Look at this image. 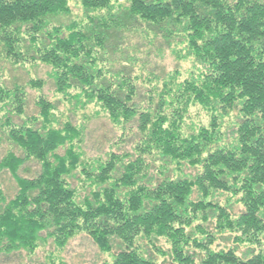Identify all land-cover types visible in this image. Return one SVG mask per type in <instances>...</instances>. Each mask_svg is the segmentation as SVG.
<instances>
[{"label": "trees", "instance_id": "trees-1", "mask_svg": "<svg viewBox=\"0 0 264 264\" xmlns=\"http://www.w3.org/2000/svg\"><path fill=\"white\" fill-rule=\"evenodd\" d=\"M69 1L0 0V175L15 185L0 186V255L51 240L44 264H67L82 235L102 264H264V0H77L76 17ZM166 52L187 70L146 59ZM41 66L47 80L30 75ZM80 110L134 128V156L86 157ZM222 238L238 246L214 249Z\"/></svg>", "mask_w": 264, "mask_h": 264}, {"label": "rangeland", "instance_id": "rangeland-1", "mask_svg": "<svg viewBox=\"0 0 264 264\" xmlns=\"http://www.w3.org/2000/svg\"><path fill=\"white\" fill-rule=\"evenodd\" d=\"M71 4L70 6L73 9V17L80 16L81 9H80V3H78L77 0H70ZM77 3V5H75ZM142 49V48H141ZM142 52L144 53L145 50L142 49ZM141 58H145V55L141 56ZM147 61H150L151 64L156 67H165V71H170L174 67H180L183 71H186L189 67L188 64H177L173 61L172 58L168 55V52L165 53V56L162 59H158L156 54L149 55L148 58H146ZM151 70V69H149ZM50 68L41 66L38 69H35L33 74H30L33 77L46 79L48 73H50ZM16 76L17 79L20 80V82L23 81V83L28 80V76H25V73L19 72L17 74H12L11 77ZM8 83V82H7ZM140 91L144 92V88L140 87ZM26 92L29 95L28 103H27V109H26V115L31 116L35 113H37V109L35 108L34 104L40 95L37 91H32L27 89ZM42 94L48 98V100H53L55 97L58 99V95L54 94V87L52 85V81L48 83V85L45 87V89L42 91ZM58 112L62 114L63 116H69L68 110H70L69 105L66 104H59L58 103ZM91 112L89 110L83 111H77L75 113L76 117L75 120L78 124L85 126V137L82 143L83 152L85 153V156L88 158H95L97 155H105L107 152L116 153V154H131L134 156V145L137 140V137L135 136L136 130L132 128V131L128 130L126 133H122L119 129L114 128L110 122L104 118H94L90 120L89 122H86L84 119V116L89 115ZM123 134H128L124 136ZM8 150L7 145H3L0 148V158L2 153L4 154L5 151ZM151 160V159H149ZM152 161V160H151ZM150 162V161H148ZM157 167L158 165L152 164L150 175L154 178V181L157 182L159 180V176L157 173ZM26 172L20 173L22 177L26 178H34L37 176V172L39 170V166L36 164L29 163L25 166ZM197 173V170L190 169L188 167H185L182 171L183 176H189L194 177ZM177 175L175 172H173V168L170 169L171 177ZM160 181V180H159ZM153 182V183H155ZM0 186L4 189L5 187L8 188H14V182L10 178L8 174H1L0 175ZM219 201L223 202V198H219ZM233 205V209L235 213L240 212L242 209L239 206ZM224 241H219L214 245V249H222L226 247H236L238 245L233 244L232 242H228L224 238H222ZM155 246L159 248L162 251H165L166 253H169V246L165 243L164 240L158 239L155 242ZM239 250L237 251L239 254L248 253L250 250H252L253 247H245V246H239ZM54 246L51 240L47 241V244L41 247L39 250H37L34 254L28 255L24 250L19 251L17 253L11 254L9 256H2L0 255V264H44L46 262L48 254L52 253L54 251ZM64 262L67 264H102L103 262L110 261L111 256L109 255H103L100 253L98 248L93 244V242L88 239L85 236H78L74 240L68 244L65 251L60 256ZM155 259L158 264H170L169 258H164L160 256H155Z\"/></svg>", "mask_w": 264, "mask_h": 264}]
</instances>
